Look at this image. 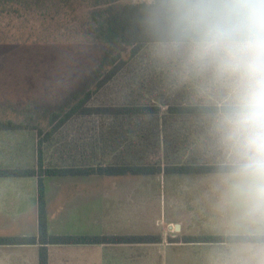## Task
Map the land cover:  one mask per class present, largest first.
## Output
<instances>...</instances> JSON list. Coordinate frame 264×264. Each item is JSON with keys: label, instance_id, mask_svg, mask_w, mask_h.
I'll list each match as a JSON object with an SVG mask.
<instances>
[{"label": "rangeland", "instance_id": "1", "mask_svg": "<svg viewBox=\"0 0 264 264\" xmlns=\"http://www.w3.org/2000/svg\"><path fill=\"white\" fill-rule=\"evenodd\" d=\"M120 1L133 3V0ZM88 14L89 9L83 7L75 14V27L73 17L62 26L54 23L50 28L40 30L36 39L28 44H25L24 38L29 37V34L23 30L20 31V36L10 40L12 42H0L1 109L10 110L11 114H15L16 110L17 121H22L25 126H32L35 132L40 130L43 135L52 131L55 125L53 117L62 119L71 107L89 93H92L87 104L89 106L154 104L162 108L163 117L170 105H220L225 101L227 83H207L198 87L188 84L175 88L168 82L165 73L158 71L153 65L145 49L133 56L129 47L109 45L99 36H91L81 29ZM121 61L126 62L125 67L113 80L99 88V83ZM57 82H61L63 86L53 87ZM116 121L99 116L74 117L46 143L45 166H85L113 162L115 159L130 160L128 157L132 154L130 151L133 150V141L127 131L132 126ZM194 124L176 125L179 127L177 132L183 134L180 140L182 154L195 148L181 159H190L193 157L192 153L200 152L196 157L218 161L216 142L208 146L202 140V145L200 142L196 147L190 146L184 132L193 129ZM204 151H208L206 156L203 155ZM171 157V160L178 158L175 155ZM162 163L165 164L164 157ZM162 176L164 179V174L160 175ZM207 177H210V181L216 179V175L184 176L174 178L176 180L173 182L185 180L182 183L176 182L173 186L171 178H168L162 191L159 186L152 189L160 191L166 198L164 208L169 217L182 209L172 203L173 196L177 194L180 196L177 197L180 199L178 204L218 202V196L205 192L208 189ZM105 179L111 181L110 178ZM155 203L156 201L152 205H156ZM53 213V218H57L59 207ZM51 221L53 223V219ZM192 229L196 234L207 232L205 226H193ZM38 232L37 223H32L29 219L24 225L0 227V238L21 237L23 234L32 236ZM64 232L63 226L48 227L50 235H65Z\"/></svg>", "mask_w": 264, "mask_h": 264}, {"label": "clouds", "instance_id": "2", "mask_svg": "<svg viewBox=\"0 0 264 264\" xmlns=\"http://www.w3.org/2000/svg\"><path fill=\"white\" fill-rule=\"evenodd\" d=\"M134 24L175 88L227 83L211 114L218 208L231 210L223 264H264V0H133ZM57 82L53 87H62ZM247 250L251 259L236 258Z\"/></svg>", "mask_w": 264, "mask_h": 264}, {"label": "crops", "instance_id": "3", "mask_svg": "<svg viewBox=\"0 0 264 264\" xmlns=\"http://www.w3.org/2000/svg\"><path fill=\"white\" fill-rule=\"evenodd\" d=\"M14 111L11 114L10 110L0 108V123L7 126L0 129V169H34L38 163V133L32 126L24 127L22 121H17L18 113ZM161 174L46 178L48 227L63 226L65 235L70 236H152L156 239L154 243L142 244L50 245L49 264H223L226 242H189L188 239L227 236L234 231L229 223L231 210L221 212L218 202L210 201L178 204L177 194L172 203L182 209L168 217L164 208L166 198L152 188L159 186L162 191L168 178L175 186L176 182L185 180L173 182L178 177L199 175ZM207 178L205 192L218 196L216 179ZM155 201L156 205H152ZM58 207V217L53 218ZM29 219L37 223L39 231L38 178L0 177V227L24 225ZM193 226H205L207 232L196 234L192 232ZM27 236L31 235L21 237ZM32 236L38 237L39 232ZM39 250V243L0 245V264H39ZM233 255L251 259L247 250L236 249Z\"/></svg>", "mask_w": 264, "mask_h": 264}, {"label": "trees", "instance_id": "4", "mask_svg": "<svg viewBox=\"0 0 264 264\" xmlns=\"http://www.w3.org/2000/svg\"><path fill=\"white\" fill-rule=\"evenodd\" d=\"M83 7L89 9V14L82 24V30L89 32L91 36L94 34L99 36L104 43L109 45L129 47L133 56H137L145 49L134 24L136 7L133 3L120 0H0V42H12L10 40L20 36V31L23 30L29 34V37L24 38L25 44H28L36 39L40 30L50 28L55 24L60 26L67 24L72 17L73 27H75V14ZM125 65V61L116 65L99 83V88L113 80ZM91 96L92 93L87 94L78 104L71 107L62 119L53 117L52 122L55 125L51 132L43 134L44 137H42V132L37 129L39 140L36 168L0 169V177L38 178L39 236L0 238V245H34L39 243V264H49L48 246L50 245L142 244L154 243L156 240L152 236L50 235L46 212V178L92 175L107 177L153 176L161 173L167 175H208L217 172L218 161L196 157V154L200 152L192 153L193 157L190 159H181L183 155H187L195 148L182 154L180 140L183 134L177 132L179 127L176 125L195 123L193 129L184 132L190 146L196 147L200 142L202 145V140L211 146V143L215 144L211 133V114L218 104L170 105L167 114L163 117L162 108L154 104L89 106L87 104ZM76 116L112 118L117 120L116 122L131 125L132 128L127 131L133 141V150L130 151L132 154L128 157L130 160L115 159L113 162L85 166H45L46 143ZM161 117L162 123L160 124ZM6 127L0 123V129ZM204 152L203 155L206 156L208 151ZM173 155L178 158L171 160ZM163 157L165 164L162 163ZM188 240L189 242L223 243L227 241V236H200Z\"/></svg>", "mask_w": 264, "mask_h": 264}]
</instances>
